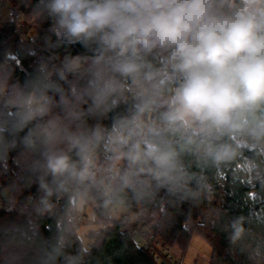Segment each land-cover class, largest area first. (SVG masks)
<instances>
[{
  "label": "clouds",
  "instance_id": "9594fccd",
  "mask_svg": "<svg viewBox=\"0 0 264 264\" xmlns=\"http://www.w3.org/2000/svg\"><path fill=\"white\" fill-rule=\"evenodd\" d=\"M5 24L0 264H88V209L211 201L229 173L264 201V0H0ZM248 247L264 264V238Z\"/></svg>",
  "mask_w": 264,
  "mask_h": 264
},
{
  "label": "trees",
  "instance_id": "16d2710c",
  "mask_svg": "<svg viewBox=\"0 0 264 264\" xmlns=\"http://www.w3.org/2000/svg\"><path fill=\"white\" fill-rule=\"evenodd\" d=\"M17 40L14 25H3L0 29V41L15 44ZM63 51L62 49L61 52ZM68 51L71 54H77L80 49L77 46ZM33 59L32 57L23 59L17 70L19 78H23L24 70L29 68ZM242 188L243 185L239 182L232 183V174L229 173L226 179H221L211 201L200 197L181 202L160 195L148 203L126 201L115 207L147 213V224L164 247L171 248L174 245L184 247L189 244L192 235H195L204 239L210 247L209 264H254L248 259L250 250L248 246L264 238V224L257 222L264 213V201L253 203L246 199ZM114 208L108 211L94 210L98 225L109 223L110 226L88 235V243L85 244L92 249L88 264H158L148 250L139 247L132 235L122 230L120 221L111 217ZM238 215H245L253 221L249 225L252 238L243 245L233 246L229 244L225 226ZM80 229L81 226H79L78 235ZM184 260L183 255L182 263Z\"/></svg>",
  "mask_w": 264,
  "mask_h": 264
},
{
  "label": "built area",
  "instance_id": "2783aa9c",
  "mask_svg": "<svg viewBox=\"0 0 264 264\" xmlns=\"http://www.w3.org/2000/svg\"><path fill=\"white\" fill-rule=\"evenodd\" d=\"M14 34L18 37L15 25ZM119 210V207H115L112 213L114 214ZM147 219L148 215L143 211H130L125 209V212L118 221H120L122 225V230L132 235L139 247L148 250L158 264H183L177 252L173 251V249L171 250L170 248L164 247L163 244L156 239L155 234L147 224ZM86 223L99 226V229H107L110 226L109 223H101L98 225L94 209L91 210V214L85 213L79 226ZM186 228L188 229V226H186Z\"/></svg>",
  "mask_w": 264,
  "mask_h": 264
},
{
  "label": "rangeland",
  "instance_id": "374dc122",
  "mask_svg": "<svg viewBox=\"0 0 264 264\" xmlns=\"http://www.w3.org/2000/svg\"><path fill=\"white\" fill-rule=\"evenodd\" d=\"M12 6L16 7L18 4V0H11ZM20 11L25 12V8L21 5L19 8ZM29 20H25V24H30ZM3 28V25L0 26V29ZM92 209H88L86 211L87 214H91ZM125 209L120 208V210L116 213H111V217L116 220H120ZM99 230V226L92 225L91 223H87L81 226L79 230V236L81 239L88 243V235L93 232ZM162 243V242H161ZM168 248V247H167ZM171 250L177 252L180 255V259H183L184 255V262L183 264H209L210 261V254L211 250L208 244L205 242L204 239L200 238L199 236L192 235L189 244H186L184 247L181 245H174L170 248Z\"/></svg>",
  "mask_w": 264,
  "mask_h": 264
}]
</instances>
